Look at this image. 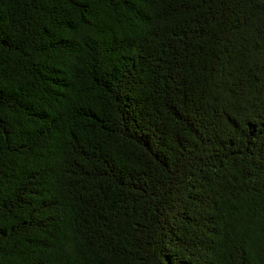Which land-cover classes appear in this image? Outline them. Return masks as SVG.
<instances>
[{
    "label": "trees",
    "instance_id": "1",
    "mask_svg": "<svg viewBox=\"0 0 264 264\" xmlns=\"http://www.w3.org/2000/svg\"><path fill=\"white\" fill-rule=\"evenodd\" d=\"M0 264H264V0H0Z\"/></svg>",
    "mask_w": 264,
    "mask_h": 264
}]
</instances>
